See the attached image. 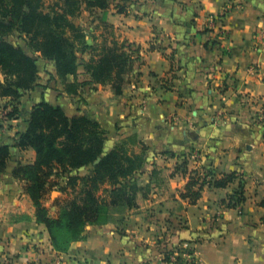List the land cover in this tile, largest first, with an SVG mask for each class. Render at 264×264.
<instances>
[{
  "label": "crops",
  "instance_id": "crops-1",
  "mask_svg": "<svg viewBox=\"0 0 264 264\" xmlns=\"http://www.w3.org/2000/svg\"><path fill=\"white\" fill-rule=\"evenodd\" d=\"M107 1L108 8L83 9L72 20L93 48L75 79L89 81L84 64L104 48L136 46L122 94L107 84L67 93L54 63L36 58V87L18 100L13 120L0 121V143L23 132L42 102L68 117L87 114L106 132L104 153L126 142L144 154L137 207L121 221L86 226L83 239L59 253L8 163L0 174V264H173L164 261L171 250L179 264H264V48H256L264 0ZM184 155L188 172L205 166L215 178L237 172L242 180L206 184L191 204L180 196L189 175L175 172ZM240 183L244 202L226 208ZM189 253L192 263L183 256Z\"/></svg>",
  "mask_w": 264,
  "mask_h": 264
},
{
  "label": "trees",
  "instance_id": "trees-1",
  "mask_svg": "<svg viewBox=\"0 0 264 264\" xmlns=\"http://www.w3.org/2000/svg\"><path fill=\"white\" fill-rule=\"evenodd\" d=\"M41 1L0 0V99L6 100L3 106L6 120H13L18 115V100L23 93L33 90L38 80L35 59L5 40V36L14 30L28 37V46L40 57L54 62L56 74L65 82L67 93H75L89 84H107L113 94L119 96L126 85V76L139 59L140 48L136 46L123 43L104 48L98 57H91L84 64L89 81L78 83L75 78L79 56L93 48L86 44L84 31L72 20L83 9L108 8V1L56 0L49 14L41 13ZM117 8L118 13H124V7ZM68 76L74 77V82L66 83ZM26 123V129L16 133L12 144H0V174L6 171L10 162L11 148L32 149L36 153V165H18L11 175L31 184L28 194L36 206V220L45 226L54 250L65 253L71 243L83 239L86 226L107 223L102 220L107 207L121 206L128 210L137 207L136 195L142 188L137 185L136 174L142 170L143 153L129 150L126 142L104 153L106 132L96 120L87 114L68 117L61 108L45 102L33 107ZM89 166L88 175H72L73 171ZM187 166L184 155L175 172L189 175L180 196L191 204L200 198L206 184L225 188L236 179L242 180L237 172L215 178L210 167L200 166L188 172ZM54 171L67 175L69 185L81 181L83 200L73 202L57 217L50 218L45 209L38 207L37 201ZM102 185L108 187V200L97 194ZM244 200L240 183L239 189L223 204L226 208H236ZM164 261L167 262L168 257ZM181 261L178 257L173 264Z\"/></svg>",
  "mask_w": 264,
  "mask_h": 264
},
{
  "label": "rangeland",
  "instance_id": "rangeland-1",
  "mask_svg": "<svg viewBox=\"0 0 264 264\" xmlns=\"http://www.w3.org/2000/svg\"><path fill=\"white\" fill-rule=\"evenodd\" d=\"M56 3V0H42L41 1V13L43 14H49L51 8L53 7V4ZM5 40L14 46H17L21 48L28 56L35 59L36 63H39V60L36 58H42L38 53H36L34 50H32L29 46V40L28 37L25 35L20 34L17 30L12 31L10 34L5 36ZM83 54L79 56L80 61L82 60ZM42 60H46L42 58ZM49 61V60H46ZM54 63L53 61H49ZM80 63V62H79ZM4 105L0 103V113H3L1 115L0 121L3 120L5 115V109L3 107ZM2 108V109H1ZM9 109V108H8ZM8 111V110H6ZM0 127H3L2 125ZM15 138H13L14 140ZM6 140V139H5ZM13 140H9L8 143L12 144ZM1 144V143H0ZM130 150V148H128ZM11 159H10V169L11 172L18 166H33L37 163V157L36 153L34 154H23L20 152L14 153V148H11ZM200 156V153L194 152V155ZM193 157V155H192ZM195 157V156H194ZM91 168L89 170H86L85 168H82L78 171H73V176H84L88 175V172H90ZM140 172H138L136 175H138ZM17 183L20 185V189L24 194H26L29 197V187H31V184H29L26 180L23 179H16ZM137 181V180H136ZM83 183L81 181H77L71 185L68 184L67 175H62L57 171H54L52 174V177L48 178L45 182L44 191L40 193V198L37 201L38 207L43 208L47 211V214L50 218H55L59 215V213L70 207V205L77 201L80 202L83 200ZM98 191V195H102L105 199H109V192L108 187L105 188L104 185L101 186ZM30 198V197H29ZM30 201L32 203L33 208L36 212V206L34 204V201L30 198ZM127 211V212H126ZM104 215L102 216L103 221H121L128 215V209L123 208L121 206H109L107 209L104 210ZM171 252H174L171 250ZM168 252L164 254V258L168 257Z\"/></svg>",
  "mask_w": 264,
  "mask_h": 264
},
{
  "label": "built area",
  "instance_id": "built-area-1",
  "mask_svg": "<svg viewBox=\"0 0 264 264\" xmlns=\"http://www.w3.org/2000/svg\"><path fill=\"white\" fill-rule=\"evenodd\" d=\"M225 33H226V30L225 29H220V35H224ZM258 34H259V38H258V41L256 43V48L257 49L258 48L259 49L260 48H264V31H261ZM194 156H195V158L198 157V155H196V154L194 155V153H193V157ZM183 256L186 258L185 260H187L186 262H188V263H192L194 261L193 260V254L192 253H189V254H186V255H183ZM178 257L179 258H182L180 255H178V253L176 251L170 253V255L168 256L167 263H173V262H175ZM3 261H4V264H8L9 263L8 259H3ZM55 264H64V263L61 260H57L55 262ZM150 264H152V263H150Z\"/></svg>",
  "mask_w": 264,
  "mask_h": 264
},
{
  "label": "water",
  "instance_id": "water-1",
  "mask_svg": "<svg viewBox=\"0 0 264 264\" xmlns=\"http://www.w3.org/2000/svg\"><path fill=\"white\" fill-rule=\"evenodd\" d=\"M96 162H98V161H96Z\"/></svg>",
  "mask_w": 264,
  "mask_h": 264
}]
</instances>
